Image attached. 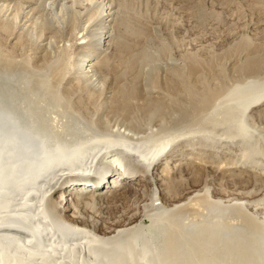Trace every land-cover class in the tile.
<instances>
[{"label":"bare ground","instance_id":"6f19581e","mask_svg":"<svg viewBox=\"0 0 264 264\" xmlns=\"http://www.w3.org/2000/svg\"><path fill=\"white\" fill-rule=\"evenodd\" d=\"M106 39L78 62L73 79L89 85L81 89L61 88L64 77L51 66L0 56V264H264L263 214L250 218L236 207L242 203L213 201L209 189L166 202L180 189L167 171L190 147L219 146L245 166L264 167V158L253 160V147L264 157L263 60L241 53L243 67L233 72L198 57L190 84L173 75L163 92L145 97L122 87L113 105L103 98L91 109ZM110 61L100 65L113 74ZM61 90L74 91L62 100ZM130 179L143 184L129 185L145 199L139 220L97 235L94 212L110 210Z\"/></svg>","mask_w":264,"mask_h":264},{"label":"rangeland","instance_id":"374dc122","mask_svg":"<svg viewBox=\"0 0 264 264\" xmlns=\"http://www.w3.org/2000/svg\"><path fill=\"white\" fill-rule=\"evenodd\" d=\"M99 37L107 39L95 60L101 80L90 89L94 99L88 104L91 109L100 108L103 98L104 104L113 105L122 87H138L140 97H145L153 89L163 92L173 75L190 84L192 62L198 57H215L233 72L243 67H239L241 53L264 64V0H0V56L37 70L44 64L51 66L53 73L64 77L62 84L53 82L54 89L60 84L70 89L89 86L73 79V74L80 71L78 62L95 49L92 44ZM76 40L83 43L82 48L87 44L85 49L75 47ZM119 47L121 63L116 55ZM106 59L111 60L112 71L117 69L115 73L100 65ZM223 81V76L217 77L213 84ZM73 91L65 94L61 90L58 97L68 99ZM90 117L87 123L93 121ZM263 124L257 126L264 128ZM192 149L186 150L185 156L178 154L176 165L167 171L180 189L176 198L170 196L166 202H182L188 189L193 193L209 189L213 201L242 203L236 207L244 208L250 218L264 215L263 166H245L234 153L219 146L212 148L214 151ZM253 150L255 162L264 160L257 159L264 158L257 147ZM196 170L201 173L193 179ZM129 185L143 184L140 179H130L126 188L117 190V203L110 210L94 212L92 224L97 235L139 220L145 199ZM148 189L144 187L146 192Z\"/></svg>","mask_w":264,"mask_h":264}]
</instances>
